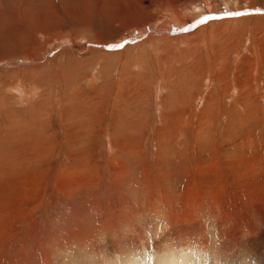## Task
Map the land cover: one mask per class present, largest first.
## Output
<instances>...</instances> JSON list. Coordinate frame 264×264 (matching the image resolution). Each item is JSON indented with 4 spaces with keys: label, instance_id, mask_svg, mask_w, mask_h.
I'll return each mask as SVG.
<instances>
[{
    "label": "rangeland",
    "instance_id": "1",
    "mask_svg": "<svg viewBox=\"0 0 264 264\" xmlns=\"http://www.w3.org/2000/svg\"><path fill=\"white\" fill-rule=\"evenodd\" d=\"M171 249L264 264V0H0V264Z\"/></svg>",
    "mask_w": 264,
    "mask_h": 264
},
{
    "label": "bare ground",
    "instance_id": "2",
    "mask_svg": "<svg viewBox=\"0 0 264 264\" xmlns=\"http://www.w3.org/2000/svg\"><path fill=\"white\" fill-rule=\"evenodd\" d=\"M210 23V22H209ZM214 24V23H213ZM210 25V24H209ZM220 25V24H219ZM214 26V25H213ZM203 27H205V26H203ZM199 30L200 29H198V32H199ZM193 34H195V33H197L195 30L192 32ZM32 94V93H31ZM19 95H22V96H20V98H23L24 100L26 99V98H28L26 95H25V92H22V91H19ZM33 95V94H32ZM29 96V95H28ZM22 100V99H21ZM185 235L187 236L188 234L187 233H185L184 232V236L183 237H185ZM182 236V235H181ZM179 249H191L192 250V248H188V247H179L178 248V250ZM83 250V249H82ZM168 249H162V250H160L159 252H161V251H167ZM178 250H172L171 249V260L170 259H168V256H166L167 257V259H163L162 260V256H158V257H156V262L158 261V264H161V263H163V262H166V264H195L196 263V261H193L192 262V258H190L189 257V255H187V254H181ZM145 251H146V253H149V250H148V248L147 247H145L144 249H143V252L145 253ZM194 251H196V252H199V253H202V252H200V251H198V250H194ZM99 252H101V251H99ZM95 253L96 252H94V251H92V252H87V253H84L85 254V257L86 258H82V259H76V260H74V261H72V262H69V264H103L102 262H104V263H111V262H113L114 264H121L120 262L118 263V261H120V260H118V258H111V259H106V258H104V257H100V255L98 256V257H96V255H95ZM99 254V253H98ZM84 256V255H83ZM139 260H140V258H139ZM139 260L137 259V261H134L133 263H131V264H141L140 262H139ZM100 261H102V262H100ZM142 261H144V260H142ZM141 261V262H142ZM144 263H145V261H144ZM129 264V263H128ZM197 264H203L202 263V260L200 259L199 261H197ZM205 264V263H204Z\"/></svg>",
    "mask_w": 264,
    "mask_h": 264
},
{
    "label": "snow or ice",
    "instance_id": "3",
    "mask_svg": "<svg viewBox=\"0 0 264 264\" xmlns=\"http://www.w3.org/2000/svg\"><path fill=\"white\" fill-rule=\"evenodd\" d=\"M242 13L240 12H225L224 15L226 16H238L241 15Z\"/></svg>",
    "mask_w": 264,
    "mask_h": 264
},
{
    "label": "crops",
    "instance_id": "4",
    "mask_svg": "<svg viewBox=\"0 0 264 264\" xmlns=\"http://www.w3.org/2000/svg\"><path fill=\"white\" fill-rule=\"evenodd\" d=\"M137 113V111H135L133 114H136ZM80 116H82V115H80Z\"/></svg>",
    "mask_w": 264,
    "mask_h": 264
}]
</instances>
